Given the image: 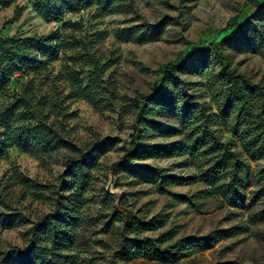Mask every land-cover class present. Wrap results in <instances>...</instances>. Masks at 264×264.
Instances as JSON below:
<instances>
[{
	"label": "trees",
	"instance_id": "1",
	"mask_svg": "<svg viewBox=\"0 0 264 264\" xmlns=\"http://www.w3.org/2000/svg\"><path fill=\"white\" fill-rule=\"evenodd\" d=\"M94 1L38 0L37 11L47 18L59 19ZM97 2L103 12L128 14L125 5L117 0ZM8 5V1L0 0L1 7ZM138 18L126 21V27L115 32L117 43L143 45L158 41L172 24L167 16L155 24L136 23ZM244 27L239 26L205 49L190 52L179 63L167 65L159 71V85L153 94L121 99L110 79H104L106 71L118 61L116 53L106 58L94 47L92 40L85 42L84 38L78 37L82 28L80 23L68 22L40 36H0V90L7 88L15 75L24 77L17 89L3 93L0 102V158L13 148L37 157L61 151L64 153V171L60 179L78 185L79 193L84 194L95 180L98 161L111 152L118 141L104 138L82 145L75 143L69 122L77 114L71 111V104L83 100L96 110L117 108L120 115L132 117L133 137L137 141L130 144L125 155L113 164V169L119 168L121 173L139 183L156 187L161 194H167L172 187L201 184L202 189L191 196H175V199L199 209L198 202L214 198L230 209H249L251 222H263L264 83L251 80L223 55L227 50L237 51L239 47L252 53L261 49V35L256 31L243 32ZM94 38L100 41L98 35ZM60 58L63 65L55 72L51 65ZM212 60L219 69L209 72L202 80ZM87 67L90 69L84 72ZM85 76L86 83L83 82ZM189 76L199 81L192 83L186 79ZM197 86L204 87L209 101L196 95L194 88ZM222 129L237 140L240 149L223 136ZM146 133L155 140L154 143L141 142ZM183 157L195 163V176H173L160 167L134 163ZM21 184L39 198L48 193L57 199L53 202V212L39 217L28 230L23 247L0 250V264H73L72 251L78 244L76 231L80 223L70 206L78 205L81 196L68 202L71 196L59 195L50 184L34 185L26 179H22ZM66 191L68 188L62 193ZM122 199L111 221L121 222L126 235L114 253L120 260L176 264L210 251L219 242L241 232L238 227H231L196 238H175L169 231L149 237L147 234L160 230L163 222L157 218L147 221L134 218L122 209ZM65 202L68 206H64ZM23 224L27 222L19 215L0 214V227Z\"/></svg>",
	"mask_w": 264,
	"mask_h": 264
},
{
	"label": "rangeland",
	"instance_id": "2",
	"mask_svg": "<svg viewBox=\"0 0 264 264\" xmlns=\"http://www.w3.org/2000/svg\"><path fill=\"white\" fill-rule=\"evenodd\" d=\"M5 1L9 5L0 6L1 37L46 35L68 22L80 23L82 28L78 37L84 38L85 42L92 40L94 47L101 50L106 58L116 53L118 61L106 71L104 79H110L119 99L153 94L159 85V71L167 65L179 63L192 51L202 50L211 43L219 42L242 25H245L243 32L251 34L256 31L261 35V49L252 53L239 47L237 51L227 50L223 55L233 67L251 80L264 83V0H117L125 5L128 14L103 12L96 0L82 10L66 13L59 19L47 18L39 13L38 0ZM166 16L171 18L172 24L158 41L143 45L120 44L115 41V32L126 27L125 22L133 17H139L136 23L145 21L155 24ZM94 35H98L100 41ZM62 65L60 58L52 63L51 68L57 72ZM89 69L85 68L84 72ZM218 69L216 62L210 61L202 80L209 72ZM186 79L192 83L199 81L194 76ZM22 80V75H15L7 88L0 90V102L3 93L17 89ZM83 82H87L86 76ZM194 92L209 101L203 86H197ZM71 111L77 114L69 122L75 143L82 145L111 138L118 141L117 146L98 161L94 172L95 180L84 194L79 193L78 185L60 179L64 171L63 152L37 157L16 148L8 150L0 158V214L19 215L27 224L20 227H0V250L23 247L25 235L31 226L42 215L53 212V202L57 196L44 193L42 198L37 197L21 184V180L26 179L34 185L50 184L59 195L71 196L68 202L81 196L78 205L70 206V211L74 209V216L80 223L76 231L79 235L78 244L72 251L75 256L73 264H157L141 259L128 261L114 257L126 236L121 222H111L118 208L117 198L109 197L104 192L109 174L114 173L115 189L123 194L122 209L143 221L157 218L163 222L160 230L147 234L149 237H156L167 231L175 238H196L217 229L238 227L241 230L239 235L219 242L212 250L195 254L176 264H213L222 261L264 264V221L251 222L249 209H230L221 206L220 201L214 198L198 202L196 205L199 209H195L193 204H182L175 196L189 197L202 189L201 184L172 187L167 194H161L156 187L139 183L121 173L119 168L113 169V164L125 155L130 144L137 141L133 137L132 117L120 115L117 108L96 110L83 100L73 101ZM222 133L240 149L231 134L223 129ZM141 142L152 144L155 140L146 133ZM134 163L160 167L173 176L193 177L196 174L195 163L187 157ZM253 171L254 165L251 174ZM64 188H68V191L62 193ZM68 202L64 206H68Z\"/></svg>",
	"mask_w": 264,
	"mask_h": 264
},
{
	"label": "water",
	"instance_id": "3",
	"mask_svg": "<svg viewBox=\"0 0 264 264\" xmlns=\"http://www.w3.org/2000/svg\"><path fill=\"white\" fill-rule=\"evenodd\" d=\"M104 192L109 196H115L118 202L123 197L122 192H120L118 189H115V175L113 173H110L108 176V182L104 188Z\"/></svg>",
	"mask_w": 264,
	"mask_h": 264
}]
</instances>
